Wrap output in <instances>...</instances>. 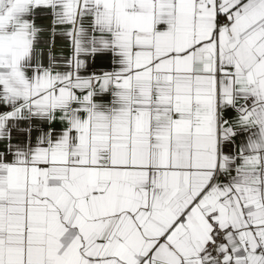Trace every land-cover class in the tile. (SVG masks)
Masks as SVG:
<instances>
[{"label":"snow or ice","instance_id":"snow-or-ice-1","mask_svg":"<svg viewBox=\"0 0 264 264\" xmlns=\"http://www.w3.org/2000/svg\"><path fill=\"white\" fill-rule=\"evenodd\" d=\"M0 264H264V0H0Z\"/></svg>","mask_w":264,"mask_h":264}]
</instances>
